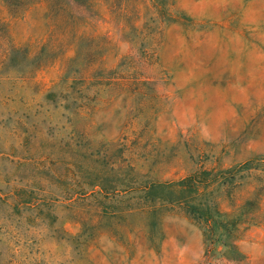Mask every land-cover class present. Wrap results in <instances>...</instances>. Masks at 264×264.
Listing matches in <instances>:
<instances>
[{
  "label": "rangeland",
  "instance_id": "374dc122",
  "mask_svg": "<svg viewBox=\"0 0 264 264\" xmlns=\"http://www.w3.org/2000/svg\"><path fill=\"white\" fill-rule=\"evenodd\" d=\"M0 151V264H264V0H0Z\"/></svg>",
  "mask_w": 264,
  "mask_h": 264
},
{
  "label": "trees",
  "instance_id": "16d2710c",
  "mask_svg": "<svg viewBox=\"0 0 264 264\" xmlns=\"http://www.w3.org/2000/svg\"><path fill=\"white\" fill-rule=\"evenodd\" d=\"M0 156L1 157H3V156H5V157H9L10 155L9 154H7L5 151H0ZM31 161V160H30ZM24 162H27L26 160H24ZM155 184L154 183H151V184H149V183H147V184H145L143 187H144V189H146V188H148V187H153ZM14 200H16L17 201V198L15 197L14 198ZM0 201H2V202H4L5 204H9L10 206H13L11 203H9L8 201L7 202H5L3 199H2V195L0 194ZM44 202V201H43ZM14 207L16 208V207H27V209H31V207H32V203L30 202V201H26V200H18L17 202H16V205H14ZM21 208V209H22Z\"/></svg>",
  "mask_w": 264,
  "mask_h": 264
}]
</instances>
